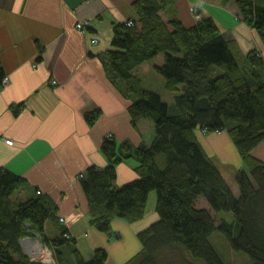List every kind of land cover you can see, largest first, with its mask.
I'll list each match as a JSON object with an SVG mask.
<instances>
[{
	"label": "trees",
	"instance_id": "obj_1",
	"mask_svg": "<svg viewBox=\"0 0 264 264\" xmlns=\"http://www.w3.org/2000/svg\"><path fill=\"white\" fill-rule=\"evenodd\" d=\"M170 2L135 0L137 20L113 26L105 62L110 81L129 100L133 126L149 119L154 135L148 145L136 146L129 140L118 143L111 135L102 139L107 164L91 165L80 175L91 222L112 234V219H141L149 193L155 191L157 219L138 231L141 248L122 264H232L212 240L215 233L224 236L231 251L248 256L241 264H264V162L252 155L264 141V57L251 51L244 62L237 60L212 18L186 26L165 14ZM223 2L236 7L264 47V0ZM158 54L163 62L153 69L165 88H182L171 105L133 73ZM4 75L0 66V82ZM86 117L91 123L96 114ZM198 128L228 133L244 163L234 177L238 196L200 145L194 133ZM127 159L137 162V176L116 185L117 166ZM25 184L23 176L0 167V264H44L23 251L21 240L29 231L54 249L53 264H107L103 247L86 261L60 219L59 234L48 237L45 223L54 219L55 206L40 190L12 200Z\"/></svg>",
	"mask_w": 264,
	"mask_h": 264
},
{
	"label": "crops",
	"instance_id": "obj_2",
	"mask_svg": "<svg viewBox=\"0 0 264 264\" xmlns=\"http://www.w3.org/2000/svg\"><path fill=\"white\" fill-rule=\"evenodd\" d=\"M134 1L0 0V66L8 78L5 84L0 82V167L27 181L26 187L14 192L19 197L13 199V194L11 198L24 200L40 190L55 206L51 227L63 218L60 224L78 244L86 233L92 235L88 241L92 247L110 245L108 236L112 235L99 232L92 224L80 175L91 165L107 164L100 149L104 137L111 135L118 143L129 140L135 146L148 145L152 139L142 129V119L133 126L129 100L110 81L105 66L113 26L138 18ZM164 12L186 26L212 18L237 60L244 62L251 51L264 57L260 36L242 21L231 3L171 0ZM82 21L89 25L81 30L76 24ZM155 58L133 71L143 83L144 76L161 65L163 54ZM89 113L96 114L91 123L86 117ZM194 133L206 153L223 167L221 174L238 196L234 173L244 169V163L228 133H206L199 128ZM252 155L264 162V141L253 148ZM136 166L133 159L121 162L115 184L136 178ZM148 202L150 207L155 205L153 191ZM135 222L111 221L117 235L113 244L119 243L111 250L117 264L141 248L137 233L143 227ZM127 237L133 239V246L126 244Z\"/></svg>",
	"mask_w": 264,
	"mask_h": 264
},
{
	"label": "rangeland",
	"instance_id": "obj_3",
	"mask_svg": "<svg viewBox=\"0 0 264 264\" xmlns=\"http://www.w3.org/2000/svg\"><path fill=\"white\" fill-rule=\"evenodd\" d=\"M156 58L154 57V60ZM163 62V60H162ZM162 64V63H161ZM144 88L146 89H151L153 91H156L158 92L161 97L163 98V100L165 102H167V104L171 105L173 99H174V96L179 93L181 91V86L178 85L175 89L176 91H169L165 88V83H164V80L163 78L158 74V73H153V74H150V75H147L146 77L144 76ZM141 123H144L142 124V129H144V132L146 131L148 133V136H151L153 137L154 133H153V123L149 120V119H142L141 120ZM219 133V132H218ZM213 160V159H212ZM156 161L158 164H161L162 162V156L159 155L156 157ZM216 162V161H215ZM216 164V163H215ZM218 164V162H217ZM216 164V165H217ZM218 167V165H217ZM218 168H223L220 163H219V167ZM236 173V172H235ZM234 173V175H235ZM27 185L25 184L23 187H26ZM22 187V189H23ZM152 192V191H151ZM153 193H155V191H153ZM18 194H14L13 195V199H16L18 198ZM148 202V200H147ZM145 216H143L142 219L140 220H136L135 222V226L137 227H147L151 222H154L156 219H157V215L155 213V205H152L151 207L149 206V202L146 203V208H145V212H144ZM156 215V216H155ZM63 219V218H62ZM63 221V220H62ZM112 224V223H110ZM52 222L50 220H48L46 222V225H45V233H49L47 236H56L59 234V228H58V225L55 226V228L53 229L52 227ZM111 226V225H110ZM52 229V231L50 230ZM97 229V228H96ZM99 231V230H98ZM101 232V231H99ZM111 235L112 236H108V240L110 241V245H107V244H103L102 246H95V247H92V244H89V240L92 239V235L86 233V237H84L83 240H80L79 241V244H75L74 245H77V247L80 249L82 255H83V258L86 260V261H89L91 260L93 257V253H94V250L98 247H103L107 250V252L109 251V258L107 259V264H117L115 262V260L112 258V255H111V250L112 248H114L115 246L119 245V243H116V244H113V241L116 234L113 233V229H112V226H111ZM104 234V233H103ZM106 235V234H104ZM107 236V235H106ZM124 238V236H123ZM26 239H30L31 241H34V242H38L42 245V251H43V255L39 256L37 255V253H33L32 251H29V249H27L28 247L25 245V240ZM133 239H130L129 237L126 238L125 242L126 244L128 245H131L133 246V242H132ZM212 240L214 241V243L222 249L223 253L227 254V257L229 259V261L232 263V264H241V263H244V262H247V259L248 256L242 252H233L231 251L230 249V246L228 244V242L224 239V236L221 234V233H215L213 234L212 236ZM113 244V245H112ZM83 248V250L81 249V247ZM21 246L23 248V251L24 253L29 256L30 258H32V260H39L41 261L42 263L44 264H53L54 262V249L51 248V246L45 244L42 239L39 237L38 234H33V232L29 231L27 233V235L21 240ZM132 254H135V253H132ZM111 255V256H110ZM132 256V255H131ZM129 258V257H127Z\"/></svg>",
	"mask_w": 264,
	"mask_h": 264
},
{
	"label": "bare ground",
	"instance_id": "obj_4",
	"mask_svg": "<svg viewBox=\"0 0 264 264\" xmlns=\"http://www.w3.org/2000/svg\"><path fill=\"white\" fill-rule=\"evenodd\" d=\"M25 245L28 247L29 251H32L33 253H37L39 255L41 253V244L38 242L31 241L30 239L25 240Z\"/></svg>",
	"mask_w": 264,
	"mask_h": 264
},
{
	"label": "built area",
	"instance_id": "obj_5",
	"mask_svg": "<svg viewBox=\"0 0 264 264\" xmlns=\"http://www.w3.org/2000/svg\"><path fill=\"white\" fill-rule=\"evenodd\" d=\"M85 25H89V21H82V22H78L77 24H76V26L78 27V29H83L84 28V26ZM8 81V78L5 76V77H3V79H2V85L3 84H5L6 82ZM56 82L55 81H52V84H55ZM6 143L7 144H11L12 143V141L11 140H6ZM63 219L62 218H60V221H62ZM42 246V245H41ZM42 249V248H41ZM41 251V253L39 254V256L40 255H43V251L42 250H40Z\"/></svg>",
	"mask_w": 264,
	"mask_h": 264
},
{
	"label": "water",
	"instance_id": "obj_6",
	"mask_svg": "<svg viewBox=\"0 0 264 264\" xmlns=\"http://www.w3.org/2000/svg\"><path fill=\"white\" fill-rule=\"evenodd\" d=\"M41 256V255H40Z\"/></svg>",
	"mask_w": 264,
	"mask_h": 264
}]
</instances>
